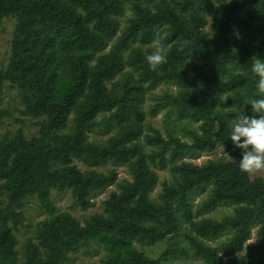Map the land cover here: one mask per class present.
I'll return each mask as SVG.
<instances>
[{
  "label": "trees",
  "instance_id": "obj_1",
  "mask_svg": "<svg viewBox=\"0 0 264 264\" xmlns=\"http://www.w3.org/2000/svg\"><path fill=\"white\" fill-rule=\"evenodd\" d=\"M6 19L0 106L7 84L36 131L0 136V264H68L95 248L96 264H264V172L242 173L229 138L232 122L252 115L264 0H0ZM154 39L167 49L155 72L145 59ZM180 120L204 130L181 138ZM217 148L233 159L194 162ZM117 166L129 178L118 180ZM109 186L102 211L83 222L51 195L68 191L86 210ZM32 197L45 217L17 251ZM218 207L227 211L207 215ZM161 242L158 255L143 251Z\"/></svg>",
  "mask_w": 264,
  "mask_h": 264
},
{
  "label": "rangeland",
  "instance_id": "obj_2",
  "mask_svg": "<svg viewBox=\"0 0 264 264\" xmlns=\"http://www.w3.org/2000/svg\"><path fill=\"white\" fill-rule=\"evenodd\" d=\"M12 24L13 20L6 19L0 25V69L4 68L8 60L9 54V44L10 38L12 34ZM157 89L155 90L156 93ZM151 101L146 100L144 108H147V105L150 104ZM3 114L0 117L1 125H0V136L6 132H12L18 127H21L27 137L31 136L35 133L36 127L34 124V120L27 116L22 115L21 112V105L19 103V99L16 93V90L10 88L7 84H4L3 93H2V102L0 106ZM160 114L152 118L155 126L160 127L162 123L160 122ZM204 130L201 122H191L188 120H180L175 121V125L173 126V131L176 135L181 138L187 137L188 131H196L198 133H202ZM224 158L225 160L233 159L230 152L226 151L223 148H217L212 154L210 155H199L194 162L200 163L205 159H220ZM78 168L84 169L83 165L74 162ZM117 178L121 180L123 178H129L126 169L123 166L116 167ZM165 172H158L159 179L163 177ZM263 172L250 175L254 177L256 175H262ZM114 186H109L105 190L96 193L92 197V205L88 207L86 210H80L75 202L71 199L70 194L68 191L62 192H52V198L55 202L56 210L57 211H66L74 216L79 222H83L90 214L95 212L102 211V201L107 197L109 191L113 190ZM158 187H156V190ZM199 199L198 196L194 198L196 202ZM227 210L224 207H218L217 209L213 210L208 216L219 217L221 213H225ZM24 216L25 221L24 227H21L18 232L16 233V238L18 241L17 244V251H21L22 244L24 240L33 235V229L35 223L45 217V212L38 206V203L35 198H29L24 206ZM178 238H181L180 236ZM165 248V243L161 242L156 245L150 247H143V251L148 254L149 256H156L158 255L163 249ZM101 250L98 248L90 249L87 253H84L82 250H77L74 253L70 254V258L68 260V264H96L98 257L101 254ZM176 264H198L197 261L193 260L191 257H177L175 259Z\"/></svg>",
  "mask_w": 264,
  "mask_h": 264
},
{
  "label": "clouds",
  "instance_id": "obj_3",
  "mask_svg": "<svg viewBox=\"0 0 264 264\" xmlns=\"http://www.w3.org/2000/svg\"><path fill=\"white\" fill-rule=\"evenodd\" d=\"M151 48V53L145 59L149 69L155 72L167 63V49L160 39H154ZM250 70L257 78L255 92L247 100L252 115H245L244 112L239 115L232 122L229 138L234 147L242 150V159L238 165L240 171L255 175L264 172V58L254 55ZM220 79L222 82L223 77L220 76ZM230 95V91L222 92L219 99L226 103Z\"/></svg>",
  "mask_w": 264,
  "mask_h": 264
}]
</instances>
